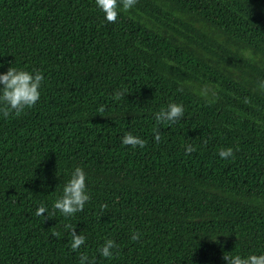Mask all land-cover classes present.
<instances>
[{"label": "trees", "instance_id": "obj_1", "mask_svg": "<svg viewBox=\"0 0 264 264\" xmlns=\"http://www.w3.org/2000/svg\"><path fill=\"white\" fill-rule=\"evenodd\" d=\"M0 64L45 76L34 107L0 116V264H78L70 228L95 264L264 251V0H138L111 24L94 0H0ZM169 102L183 117L157 122ZM75 166L84 210L37 217Z\"/></svg>", "mask_w": 264, "mask_h": 264}, {"label": "clouds", "instance_id": "obj_2", "mask_svg": "<svg viewBox=\"0 0 264 264\" xmlns=\"http://www.w3.org/2000/svg\"><path fill=\"white\" fill-rule=\"evenodd\" d=\"M138 0H94L95 7L103 14V19L107 23H116L118 17L125 12L133 9ZM3 65L0 64V68ZM45 80L44 74L33 69L31 71L19 67H8L7 71L0 72V116L8 118L10 115L20 116L26 109L34 107L41 97L42 84ZM258 87L264 90V80L258 81ZM123 95L122 92H115L114 99H119ZM247 102V98H245ZM184 105L182 103L169 102L155 113V120L161 123L172 125L180 120L184 115ZM153 140L156 143L161 141V132L159 129H153ZM121 144L139 147L143 149L146 141L140 136L133 135L130 132L120 137ZM191 144L185 146L186 153L194 151ZM234 150L231 147L222 148L218 152V156L222 160L233 157ZM90 200L87 188V174L80 166H75L67 181L62 188V194L52 203L53 212L41 205L37 207L35 215L45 216L54 215L59 212L65 218H70L78 212H82L86 202ZM69 247L73 252H77L78 264H95V259L90 258L80 249L85 245L86 236L77 234L75 228H70ZM141 237L138 230H133L130 236L132 241H137ZM118 245L113 239H105L103 244L97 249L100 257L112 259L117 254ZM225 253L223 259L225 264H264V251L241 255L239 253Z\"/></svg>", "mask_w": 264, "mask_h": 264}]
</instances>
